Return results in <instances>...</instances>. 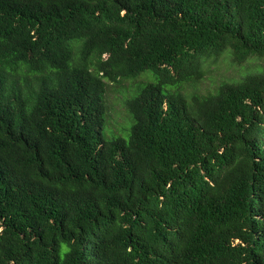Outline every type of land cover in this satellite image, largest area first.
Segmentation results:
<instances>
[{
  "label": "trees",
  "instance_id": "obj_1",
  "mask_svg": "<svg viewBox=\"0 0 264 264\" xmlns=\"http://www.w3.org/2000/svg\"><path fill=\"white\" fill-rule=\"evenodd\" d=\"M224 52L264 0H0V264H264V70L186 89Z\"/></svg>",
  "mask_w": 264,
  "mask_h": 264
},
{
  "label": "rangeland",
  "instance_id": "obj_2",
  "mask_svg": "<svg viewBox=\"0 0 264 264\" xmlns=\"http://www.w3.org/2000/svg\"><path fill=\"white\" fill-rule=\"evenodd\" d=\"M204 69L205 77L199 83L195 84L194 87L186 86L189 93L206 94L213 91L222 82L237 81L248 73L264 70V57L255 56L244 62H239L233 60L229 53L224 52L218 58L207 61ZM152 79L151 74L145 73L134 79L121 80L120 83L106 82L104 95L107 111L105 131H111L110 133L117 136L126 132L132 117L125 107L124 100L136 91V85L147 83Z\"/></svg>",
  "mask_w": 264,
  "mask_h": 264
}]
</instances>
